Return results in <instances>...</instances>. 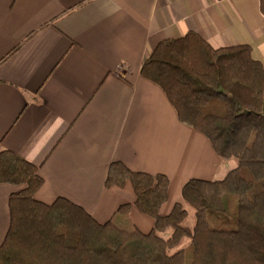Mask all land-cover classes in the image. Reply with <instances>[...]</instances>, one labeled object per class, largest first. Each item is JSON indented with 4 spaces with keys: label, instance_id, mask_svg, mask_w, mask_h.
Returning a JSON list of instances; mask_svg holds the SVG:
<instances>
[{
    "label": "crops",
    "instance_id": "0c3cea01",
    "mask_svg": "<svg viewBox=\"0 0 264 264\" xmlns=\"http://www.w3.org/2000/svg\"><path fill=\"white\" fill-rule=\"evenodd\" d=\"M189 30L214 47L248 44L264 66L261 0H0V150L38 166V200L66 197L99 222L149 232L154 218L135 205L131 182L105 185L112 161L168 175L161 213L183 202L187 220L194 208L184 184L220 180L237 167L181 122L164 89L141 74L161 40ZM21 188L0 183V245L10 195Z\"/></svg>",
    "mask_w": 264,
    "mask_h": 264
},
{
    "label": "trees",
    "instance_id": "16d2710c",
    "mask_svg": "<svg viewBox=\"0 0 264 264\" xmlns=\"http://www.w3.org/2000/svg\"><path fill=\"white\" fill-rule=\"evenodd\" d=\"M141 74L164 89L181 122L206 134L220 156L238 161L223 179L191 178L184 184L194 226L186 223L183 202L161 213L169 198L166 174L135 170L122 160L109 164L105 185L131 182L135 205L154 218L152 230L143 232L112 219L99 222L66 197L38 200L44 184L38 166L1 149L0 183L22 188L9 198L11 222L0 264H264V66L252 47H214L189 30L161 40ZM120 209L129 212L130 205ZM210 213L235 219L237 227L213 228ZM184 237L191 243L178 249Z\"/></svg>",
    "mask_w": 264,
    "mask_h": 264
},
{
    "label": "rangeland",
    "instance_id": "374dc122",
    "mask_svg": "<svg viewBox=\"0 0 264 264\" xmlns=\"http://www.w3.org/2000/svg\"><path fill=\"white\" fill-rule=\"evenodd\" d=\"M192 212H193L192 215H190V218L186 222L189 227L191 226V222L195 221V212H194V210ZM209 220H210L211 226L213 228L233 229V228L237 227V222L235 219L229 218V217H226V216H223L220 214L210 213ZM168 234H170V232H168L167 235ZM190 240L191 239L183 238L181 246L187 245V243ZM178 249H179V246H178Z\"/></svg>",
    "mask_w": 264,
    "mask_h": 264
}]
</instances>
